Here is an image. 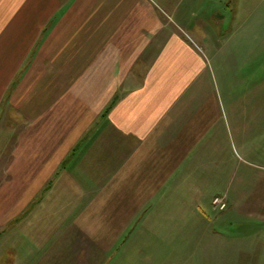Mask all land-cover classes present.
<instances>
[{
    "label": "crops",
    "instance_id": "1",
    "mask_svg": "<svg viewBox=\"0 0 264 264\" xmlns=\"http://www.w3.org/2000/svg\"><path fill=\"white\" fill-rule=\"evenodd\" d=\"M224 1L0 0V245L19 233L45 264L118 194L135 196L127 227L168 194L192 212L223 195L221 260L264 259V77L242 76L237 40L258 11ZM199 3L215 31L193 25Z\"/></svg>",
    "mask_w": 264,
    "mask_h": 264
},
{
    "label": "rangeland",
    "instance_id": "2",
    "mask_svg": "<svg viewBox=\"0 0 264 264\" xmlns=\"http://www.w3.org/2000/svg\"><path fill=\"white\" fill-rule=\"evenodd\" d=\"M229 1H224L220 6L221 11L225 9L224 7L230 6ZM206 6H209L208 3L197 4L193 25L197 26L198 22H206L205 27L208 28L212 25V30L215 31L220 26L221 20L216 18L197 19L199 16L208 14ZM211 7H218V3L212 2ZM253 10L258 13L257 17L253 19L252 33L247 34L243 31L237 38L238 42L243 44L238 58L242 64L240 68L242 76H252L256 80H262L260 77H264V0H253ZM226 26L227 24L223 25V28ZM201 27L203 26L198 29ZM190 37L197 40L199 36ZM212 38H215V35ZM208 40L209 38L206 39V41ZM9 133V123H7L5 114L0 110V150ZM216 196L227 201L223 195H214L210 198L209 210L192 212L180 210L181 207L176 209V204L168 194L164 196L162 203L158 202L155 206L153 204L154 207L149 205L145 214L147 219H143L139 223L138 219H135L134 224L127 227L126 223L132 214L131 209L134 208L133 199L135 196L118 194L113 197L116 198V201H120L119 209L122 207L120 211L115 210V205L113 207L110 205V209L113 211L105 209L86 211L84 214L89 216L92 213L95 214L94 217H97L88 220V222L91 220L93 226L88 225L85 226L86 228L81 227L82 229L77 227L72 231L74 235L67 232L68 229H64L61 236L59 235L60 248L57 252H53L52 258H49L50 260L45 264H264V259L254 258L251 253L243 254L245 256H240L238 253V259L232 256L234 259L221 260L220 250L222 247L220 245L229 249L228 255L235 246L231 243L222 244L217 237L207 232V220L213 221L227 206L226 204L224 209L218 208L213 202ZM196 199L202 202L204 198L199 195ZM178 203L180 202L178 201ZM150 212L151 216H149ZM187 215L193 219L192 224H195H191L192 226L189 227L178 226L177 224L186 219ZM82 221L86 220L82 219ZM9 223L8 227L11 224ZM3 227L6 228V226ZM1 229L2 227H0ZM23 230L25 231V227ZM17 234L19 235L16 233L8 237L4 235V239H7L0 245V255L2 252L6 253L4 264H30L28 254L23 252L27 249V244L12 240L13 237L18 236ZM38 261L43 262L41 259ZM38 261L37 264L40 263Z\"/></svg>",
    "mask_w": 264,
    "mask_h": 264
},
{
    "label": "built area",
    "instance_id": "3",
    "mask_svg": "<svg viewBox=\"0 0 264 264\" xmlns=\"http://www.w3.org/2000/svg\"><path fill=\"white\" fill-rule=\"evenodd\" d=\"M213 202L215 203V205L220 208V209H224L226 206V202L225 200H223L222 198L216 196L213 200Z\"/></svg>",
    "mask_w": 264,
    "mask_h": 264
}]
</instances>
